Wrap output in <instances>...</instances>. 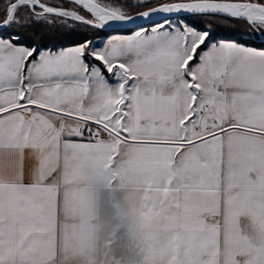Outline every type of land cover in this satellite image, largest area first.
<instances>
[{
	"label": "snow or ice",
	"instance_id": "6c2138e0",
	"mask_svg": "<svg viewBox=\"0 0 264 264\" xmlns=\"http://www.w3.org/2000/svg\"><path fill=\"white\" fill-rule=\"evenodd\" d=\"M0 264H264V0H0Z\"/></svg>",
	"mask_w": 264,
	"mask_h": 264
}]
</instances>
